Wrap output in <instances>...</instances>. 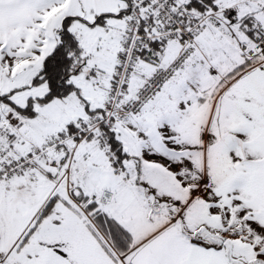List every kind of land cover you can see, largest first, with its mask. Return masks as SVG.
<instances>
[{
	"label": "snow or ice",
	"instance_id": "snow-or-ice-1",
	"mask_svg": "<svg viewBox=\"0 0 264 264\" xmlns=\"http://www.w3.org/2000/svg\"><path fill=\"white\" fill-rule=\"evenodd\" d=\"M0 264H264V0H0Z\"/></svg>",
	"mask_w": 264,
	"mask_h": 264
}]
</instances>
